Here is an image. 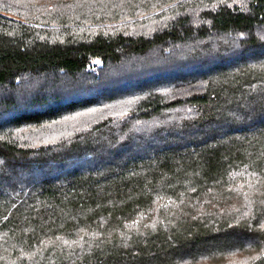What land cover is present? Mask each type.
<instances>
[{"label":"trees","instance_id":"trees-1","mask_svg":"<svg viewBox=\"0 0 264 264\" xmlns=\"http://www.w3.org/2000/svg\"><path fill=\"white\" fill-rule=\"evenodd\" d=\"M0 264H264V0H0Z\"/></svg>","mask_w":264,"mask_h":264}]
</instances>
